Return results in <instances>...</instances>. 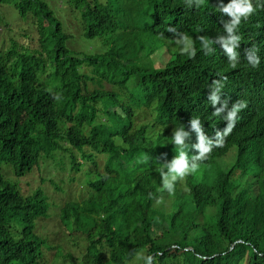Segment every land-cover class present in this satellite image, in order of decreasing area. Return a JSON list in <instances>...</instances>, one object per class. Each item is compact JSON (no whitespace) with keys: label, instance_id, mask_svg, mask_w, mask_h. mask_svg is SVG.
Listing matches in <instances>:
<instances>
[{"label":"trees","instance_id":"obj_1","mask_svg":"<svg viewBox=\"0 0 264 264\" xmlns=\"http://www.w3.org/2000/svg\"><path fill=\"white\" fill-rule=\"evenodd\" d=\"M219 2L0 0V264H142L139 252L152 264H264V5L242 20L232 68L196 40L222 32ZM168 26L193 38L194 56ZM221 77V99L246 107L227 146L169 194L155 168L175 155L173 128L197 115L206 134L226 124L207 101Z\"/></svg>","mask_w":264,"mask_h":264},{"label":"clouds","instance_id":"obj_2","mask_svg":"<svg viewBox=\"0 0 264 264\" xmlns=\"http://www.w3.org/2000/svg\"><path fill=\"white\" fill-rule=\"evenodd\" d=\"M200 0H185L186 6H193L199 4ZM264 5V0H228L223 3L222 0L218 3L216 10L225 14L221 20L222 32L214 37L198 36L196 40L199 42L200 50L205 54L215 51L214 45H219L227 57V62L230 67L235 68L239 62L240 55L237 51L240 41V25L242 20H246L257 9ZM168 32L173 33V43L177 46L178 52L182 55L192 57L195 55V45L193 38L181 32H178L175 27L168 26ZM245 59L248 64L255 68L260 62V57L257 55L255 48H249L245 52ZM224 77L218 80H212L209 85V94L207 101L214 107L211 115L219 117L226 121L225 126L216 128L213 134V129L208 130L206 134L203 127V122L199 115L190 116L187 121V130L185 125L174 127L170 136V143L175 146V155L163 163H158L159 168L155 171L159 173L160 185L167 193H173L176 182L182 181L186 176L197 171L200 163L208 158V155L213 154L217 157L216 150L219 147L227 146L225 137L231 132L239 119L238 113L246 107V101L243 99L235 100L229 106L226 99H221ZM219 102V106L216 107ZM190 133H194L195 142L187 143ZM215 148V149H213ZM189 149L192 152H189ZM213 149V150H212ZM223 165L229 166V161L233 158V153L228 149L221 156ZM240 173L239 168H235L233 176ZM159 202V200H157ZM136 260L141 261L142 264H152L153 257L139 252L136 254Z\"/></svg>","mask_w":264,"mask_h":264},{"label":"rangeland","instance_id":"obj_3","mask_svg":"<svg viewBox=\"0 0 264 264\" xmlns=\"http://www.w3.org/2000/svg\"><path fill=\"white\" fill-rule=\"evenodd\" d=\"M58 3L61 4L60 2H58ZM1 11L4 12V15L5 14L8 15V14L12 13L11 12L12 11V6L10 4L9 5H5V6H3L1 8ZM73 26H74V23L71 24V27H73ZM73 31H75V30H73ZM89 45H90L89 43H86V41L83 40L78 35L74 38L73 46L76 49H85V48L89 47ZM97 45H98V43H97ZM69 190H70L69 191L70 196L82 197V194H81V186H80V184L78 182H72L70 184V189ZM67 246L70 248L69 251L72 252L74 255L77 253V252L71 251L72 248L70 247L69 244H66V248H67ZM52 264H70V261L67 260V258H66V260L64 258H62V259L58 260L57 262H53Z\"/></svg>","mask_w":264,"mask_h":264},{"label":"bare ground","instance_id":"obj_4","mask_svg":"<svg viewBox=\"0 0 264 264\" xmlns=\"http://www.w3.org/2000/svg\"><path fill=\"white\" fill-rule=\"evenodd\" d=\"M246 86H248V84H246Z\"/></svg>","mask_w":264,"mask_h":264}]
</instances>
